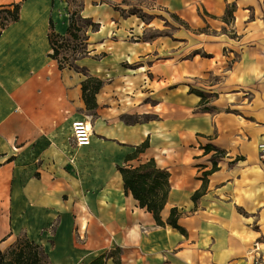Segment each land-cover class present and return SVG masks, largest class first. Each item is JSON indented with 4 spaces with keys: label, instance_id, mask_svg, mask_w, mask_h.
Instances as JSON below:
<instances>
[{
    "label": "crops",
    "instance_id": "1",
    "mask_svg": "<svg viewBox=\"0 0 264 264\" xmlns=\"http://www.w3.org/2000/svg\"><path fill=\"white\" fill-rule=\"evenodd\" d=\"M15 4L0 32V249L264 264V0H0ZM152 158L170 172L162 224L119 169Z\"/></svg>",
    "mask_w": 264,
    "mask_h": 264
},
{
    "label": "trees",
    "instance_id": "2",
    "mask_svg": "<svg viewBox=\"0 0 264 264\" xmlns=\"http://www.w3.org/2000/svg\"><path fill=\"white\" fill-rule=\"evenodd\" d=\"M232 11L233 9L229 8L227 10V16H231L233 13ZM19 16V4H15L12 8L9 6L1 7L0 32L1 29L7 26L10 22L18 20ZM79 30H81L80 26H78L77 24H71V33L75 39L80 37ZM52 43L54 48V52L52 55L56 57L59 54V50L57 47V41L53 37ZM86 89L87 88L85 86V91ZM200 94L204 100V93L200 92ZM147 146L148 142H144L137 147V151H143ZM213 148L220 152V149L214 145L206 146L207 151ZM119 169L123 175L126 191L133 194L134 198L139 201L140 206L146 207L149 211L153 212L157 221L162 224L163 221L161 220L160 214L166 204L169 190L171 188L170 172L166 168L159 167L156 160L153 158L137 166L123 165L120 166ZM178 216L179 213L177 209H172L171 214L168 218V223L175 227H180L177 222ZM23 240H25L30 245L41 248L40 245L36 243L30 242L26 239ZM21 258H25L23 254L21 255Z\"/></svg>",
    "mask_w": 264,
    "mask_h": 264
},
{
    "label": "rangeland",
    "instance_id": "3",
    "mask_svg": "<svg viewBox=\"0 0 264 264\" xmlns=\"http://www.w3.org/2000/svg\"><path fill=\"white\" fill-rule=\"evenodd\" d=\"M81 36L80 34V39L82 38ZM203 108H207V106ZM22 254L25 257L24 259L21 258ZM5 263L50 264L47 255L41 248L30 245L23 239H17L11 247L0 251V264Z\"/></svg>",
    "mask_w": 264,
    "mask_h": 264
},
{
    "label": "built area",
    "instance_id": "4",
    "mask_svg": "<svg viewBox=\"0 0 264 264\" xmlns=\"http://www.w3.org/2000/svg\"><path fill=\"white\" fill-rule=\"evenodd\" d=\"M92 128L84 119H78L73 123V135L77 145H88L91 142ZM260 158L264 160V142L260 143Z\"/></svg>",
    "mask_w": 264,
    "mask_h": 264
}]
</instances>
